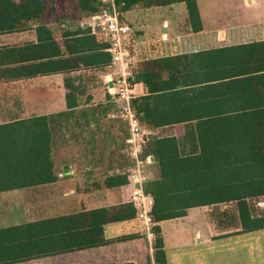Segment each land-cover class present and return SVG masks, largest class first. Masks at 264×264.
I'll list each match as a JSON object with an SVG mask.
<instances>
[{
	"label": "trees",
	"instance_id": "1",
	"mask_svg": "<svg viewBox=\"0 0 264 264\" xmlns=\"http://www.w3.org/2000/svg\"><path fill=\"white\" fill-rule=\"evenodd\" d=\"M113 1L119 13L135 7L151 9L182 3L189 29H202L199 0ZM72 2L89 21L82 24L81 33L68 32L60 47L40 22L46 9L41 0L23 4L0 0V34L37 23L38 38L37 44L24 49L0 47V81L12 80L14 72L21 77L71 73L79 64L108 67L109 42L100 34L101 41H97L89 26L90 19L106 6L101 0ZM132 74V81L142 83L147 90L130 103L138 119L152 128L142 157L152 155L158 173L156 179L143 185L153 197V221L183 216L190 207L235 202L242 229H263L264 213L254 214L247 200L264 196V39L138 59ZM64 85L67 111L0 123V193L56 180L58 128L66 117L80 110L77 95L84 92L73 85L72 77H66ZM97 109L105 111L103 107ZM178 125L183 126L182 135L163 132ZM158 129L160 132L155 133ZM109 180L112 186L128 183L126 175L114 174ZM134 216L135 209L128 203L48 220L53 235L65 233L63 245L51 246L49 239V248L45 246L41 252L34 243L17 239L25 227L0 229V264L19 256L37 257L99 245L105 241L103 224ZM154 234V259L166 264L157 226Z\"/></svg>",
	"mask_w": 264,
	"mask_h": 264
},
{
	"label": "crops",
	"instance_id": "2",
	"mask_svg": "<svg viewBox=\"0 0 264 264\" xmlns=\"http://www.w3.org/2000/svg\"><path fill=\"white\" fill-rule=\"evenodd\" d=\"M25 1L27 0H12V3L23 4ZM236 1H239L240 6L252 11L249 14L252 15L253 20L249 22L264 24V19L259 18L257 13L264 9V0ZM41 2L46 9L41 14L40 22L47 26L60 47H63L68 32L76 34L82 32L84 29L82 24L88 20L83 18L81 15L83 13L76 4L69 9L71 5L68 0H41ZM101 2L105 6L110 4L109 0L105 2L101 0ZM146 12L155 16L156 26L160 27L162 39L172 37L178 39L179 43L172 47L163 45L161 48H152L157 50L146 48L142 56L141 53L138 55L143 59L243 43L232 42L242 37L243 31H238L237 28L206 29L200 10L202 29L197 32L191 31L186 9L182 3L146 9ZM134 13L135 10L125 12L130 19H133ZM36 26L37 23H33L21 30L0 34V47L12 46V50H19L29 44H37ZM260 26V30L264 28ZM94 36L97 41H101V36L98 34ZM150 51L155 53L152 54ZM16 66L12 65V68ZM110 73L111 69L108 67L97 68L79 64V68L71 73L16 77L14 72L12 80L0 81V123L11 118L22 119L67 111L64 85L66 77H72L73 85L84 90L82 94L77 95L80 110L73 112V115L66 117L65 120L72 119L75 122L72 138L69 129L61 135L62 130L65 129L63 126L58 128L55 148L61 149L63 142V146L66 145L74 151L72 157L54 160L56 180L0 193V196L9 199L13 220L12 224L0 226V229L17 227L21 230V227H25L17 236L20 243L25 241L34 243L33 246L40 252L45 246L49 248V239H52L51 246L63 245L61 239L65 233L53 235L51 232L54 228L48 224V220L128 203L133 206L131 194L134 186L129 181L122 185H110L109 178L118 173L112 171V166L106 157H98L114 149L113 145L125 139L128 133L126 122L108 116L109 112L118 105L113 100L112 91L108 89L111 85ZM146 91L142 83H134V98L145 95ZM97 107H103L105 113L100 112L99 109L95 110ZM62 123L63 121L61 125ZM140 123L149 132L152 130L149 125L141 121ZM124 128L126 135L123 134ZM160 130H155V133ZM176 130L178 133H175ZM163 132L179 136L184 130L182 125H178L170 131ZM118 138L122 140L119 141ZM85 150L88 151L86 154L88 158L83 159L79 156L83 155L82 151ZM157 177L153 160L147 166V181ZM209 206L212 205L190 207L185 210L183 216L160 222L151 219L148 225L137 217V209L133 206L134 217L102 225L104 243L37 257L19 256L12 259V262L3 264H158L154 259L156 226L163 241L166 264H264V228L244 230L239 220L234 218L230 224L218 223L212 219L211 212L214 210ZM236 211L232 210V215L235 216ZM50 233L52 235H49ZM70 241L74 242L75 238H71Z\"/></svg>",
	"mask_w": 264,
	"mask_h": 264
},
{
	"label": "rangeland",
	"instance_id": "3",
	"mask_svg": "<svg viewBox=\"0 0 264 264\" xmlns=\"http://www.w3.org/2000/svg\"><path fill=\"white\" fill-rule=\"evenodd\" d=\"M68 1H70L69 3L71 6L69 9H71L72 6H74V3L72 2V0H68ZM198 8L203 17V21L205 23L206 29L214 30L219 27L221 28L227 27L232 29L237 28L238 31L242 30L243 31L241 34L242 37L241 38L239 37L237 40H233L232 42L234 41L245 42L250 40L253 41V40L264 39V28H261L260 30L261 27L260 25L264 26V24H253L249 22L250 20H253L252 15L249 14V12L252 11L240 6L239 1L201 0L198 3ZM132 10H135V13L133 14L134 15L133 19L127 17L125 13L118 12V20L121 23H129L132 26L133 41L131 42V44H126V46L132 52V60H133V68H134L137 60L139 58L143 59V57H141L143 54L142 52L145 51L146 48H148V50H157L152 48H161L163 47V45L172 47L176 45L177 42L179 43V40L172 37L162 39L160 27L158 25L156 26V19L153 13H148L146 12V9H142L141 7H135ZM257 13L259 15V18L264 19V9H261ZM140 53L141 56L139 57L138 55H140ZM150 53L154 54L155 51L152 52L150 51ZM10 104H12V100H10ZM73 122L74 120L72 119H69L68 121H63L61 126H63V129L65 130H62L61 135H64L63 132L69 129V135L72 138V136L74 135L72 129L75 126V122L74 123ZM118 127L121 130V127L120 126ZM175 133H178V130H176ZM123 134L126 135L125 128L123 129ZM146 137H149V132L148 135H146ZM118 139L119 141L122 140V138H118ZM146 142L147 139H145L144 144H142L141 151L139 152V157L141 158H142V150ZM62 143H61V149L59 147L58 149L55 148L54 150V160L72 157L74 150L70 149L66 145L63 146ZM113 147L115 148L110 151H107V153L104 154L102 153L98 157L100 158L106 157V159L109 160L112 166L111 168L113 172L115 171L116 173L122 175L129 174L131 172L129 170L130 169L132 170L134 163H133V156L130 155L129 153L127 154V151H129L130 148L129 146L127 147L125 139H123L121 142H116L115 145H113ZM87 152L88 151L86 150L82 151L83 155L79 157L83 159L88 158V156H86ZM0 202H1L0 226L10 225L12 224L13 220H12V208L9 207V199L8 197L0 196ZM247 202L251 207L250 208L251 211L254 214L264 213V196L249 198ZM236 207L237 206L235 202L220 203L209 206V208L214 210L213 212H211L213 213L212 215L213 218L212 217L211 218L218 223L224 222L226 224H230L233 218L237 219L236 215L235 217H233L232 215V210H236ZM260 244H262V242Z\"/></svg>",
	"mask_w": 264,
	"mask_h": 264
},
{
	"label": "built area",
	"instance_id": "4",
	"mask_svg": "<svg viewBox=\"0 0 264 264\" xmlns=\"http://www.w3.org/2000/svg\"><path fill=\"white\" fill-rule=\"evenodd\" d=\"M104 2L107 0H103ZM105 7L101 14L94 15L90 21L92 34H100L108 40L109 46L106 51L111 59L108 68L111 69L110 87L113 100L118 105L111 110L108 116L111 119H120L126 122L128 134L125 138L127 147L130 150L127 154L133 156V167L127 179L134 187L131 194V202L137 209V217L145 224L151 223L150 214L153 207V198L145 194L142 186L147 181V166L153 162L152 155L139 157L142 144L148 139V130L143 128L136 113L131 107V99L134 98V82L132 68V52L126 44L133 41V30L128 23H121L118 20V12L115 9L114 1ZM107 84V83H106Z\"/></svg>",
	"mask_w": 264,
	"mask_h": 264
}]
</instances>
